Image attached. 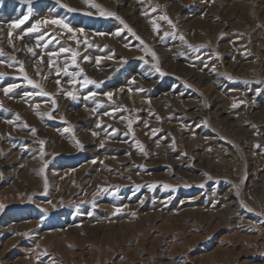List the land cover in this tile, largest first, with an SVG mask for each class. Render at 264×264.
Here are the masks:
<instances>
[{
	"label": "rangeland",
	"instance_id": "374dc122",
	"mask_svg": "<svg viewBox=\"0 0 264 264\" xmlns=\"http://www.w3.org/2000/svg\"><path fill=\"white\" fill-rule=\"evenodd\" d=\"M89 3L144 43L126 30L116 36L121 21ZM61 17L84 29L89 46L54 25L43 28L54 36L46 48L35 34L19 38L36 20ZM61 47L79 54L69 71L99 86H74L49 68L47 53ZM0 50V264H264V0H0ZM13 56L53 94L55 110L8 66ZM54 59L71 65L70 53ZM9 84L19 87L6 96Z\"/></svg>",
	"mask_w": 264,
	"mask_h": 264
},
{
	"label": "snow or ice",
	"instance_id": "6c2138e0",
	"mask_svg": "<svg viewBox=\"0 0 264 264\" xmlns=\"http://www.w3.org/2000/svg\"><path fill=\"white\" fill-rule=\"evenodd\" d=\"M23 2L27 3V4H32L33 0H23ZM85 2L88 3L89 0H85ZM62 7L64 9H66L67 12H70V13H77L79 11V9L74 8V7H70L68 4H63ZM89 7L94 9L98 13V15H100L101 17H115L117 20L121 21V24L123 25V28L118 30V31H116L114 33L116 36H120L121 32L126 30L127 32L131 33L135 37L136 40L140 41L141 44L144 43L141 40V38L136 35V33L132 30V28H130L126 23H124L123 20L119 16L116 15V13L107 11L104 8H102L101 5L96 4V3H89ZM153 11H155V9H153ZM84 14L90 16L93 13L92 12H87V13H84ZM29 19H30V15H24L22 19H18V20L13 21L12 24H11V28L19 29L21 27V25H23ZM159 19L161 21H167V23L170 24V25L172 24V21L166 15L161 16ZM152 24H153V31L159 33L160 29H159V26H158L156 20H153ZM48 25H54V26H57V27L63 29L65 33L69 34V39L75 40L78 46L81 43H83L85 46H89V40H88V37L86 35H84V29L83 28L74 29L71 26V21L66 20L65 18H62V17L61 18H49V19H43V20H36V22L33 23L30 28H27L26 31L19 38L22 39L25 36H29V35L35 34L37 46L46 48L48 46V44L54 42V36H53V39H48V36L50 34L43 31V28H45ZM173 27H174V25H173ZM78 34L80 36H83V40L78 39ZM174 34L175 33H164V37H167L169 35H174ZM95 35L103 36V35H105V33L104 32H96ZM11 37H12V33L9 32V43L10 44L12 43ZM180 38H181V40L184 39L183 36H181ZM55 42L58 43V41H55ZM204 47H206V45L193 46L191 44H188V48L189 49H195V51L197 53H199ZM27 51L29 53H31L33 56L35 55V51H34V49L32 47H28ZM68 53L71 54V65H69L68 61L66 60L65 61V67L63 69H60L58 67L54 57H60L62 55H66ZM4 55L5 54L2 52V50H0V57H3ZM47 55L49 57V59H48L49 68L50 69L55 68L58 76L62 72L64 75L70 77V79L68 81L69 84H72L74 86L78 85L80 88L87 87L88 85H97V86H99L97 81L89 79L86 75H84L82 69L79 72H76V73H73V72L69 71V67L70 66H74L76 68H79V64L77 62V57H78L79 54L75 50H73L71 48L61 47V48L58 49V51L48 52ZM151 56H152V58L154 60H157V63L154 65L155 71L157 73H159L160 75H165V73H163L161 71L160 67H159L157 54L155 52H151ZM196 58L200 59V56L197 55ZM83 59L85 61H88L89 57L85 56ZM40 60L43 61V56L40 57ZM100 60H101V57H97L96 58L97 65L100 64ZM9 61H10V63L8 64V66L9 67L18 66L19 67V71L21 73V77L20 78H22L24 81H26L28 85H31V86H33V88L37 89V91L34 93L35 95L51 99V102H52V105H53V109L55 110L56 101H55L54 98H52L53 94L45 91L43 89V87L37 81H35V80H33V79L28 77L27 73L25 72V70L23 68V63L21 61L16 60V58L14 56L13 57H9ZM3 63H5V61L3 59H0V64H3ZM212 71L213 72L216 71L215 67L212 68ZM38 74H39V71H38ZM5 75H6V73L0 72V79H2ZM79 76H83V79L82 80L77 79V77H79ZM228 78L231 79V77H228ZM132 82L134 83V80ZM56 83L59 86L60 85V80L57 79ZM99 83L102 84L103 82H99ZM17 87H19V85H17V84H9V85H7L6 87L3 88V92H4V94L6 96H11V94L14 93V90ZM60 91L63 92L68 97H71L73 100L77 99V96L75 95L74 92H69V91H66L64 89H60ZM121 91H123V89H121ZM131 91H132V89H129V92H131ZM137 91L143 92L144 89L140 88V89H137ZM97 94L98 93H96V92H89L88 95L85 97V99H94L97 96ZM32 95H33V93H26L24 99L28 100V99L31 98ZM103 95L105 97H107L109 101H112V97H113V93L112 92H104ZM232 107L236 108V107H238V105L237 104H233ZM2 108H3V104L0 103V109H2ZM34 108L37 111V115H39L41 118H44L45 114L39 112V105H34ZM116 110L117 109H114L111 114L114 115ZM109 114L110 113H105V115H109ZM46 115H48L49 118H51V114L50 113H48ZM16 118H17V120L19 119V115L18 114H16ZM157 118L159 119V117H157ZM8 123H13V121L9 120ZM132 123H133L132 120H128V128H129L130 132L132 130ZM25 127H27L26 123H25ZM98 127H99V125H98ZM30 130L33 133H36V131H37V129H35V128H31ZM64 131L65 132H70L71 128H65ZM132 134L134 135V133H132ZM93 135H96V133H93ZM155 135H156V130L153 129V136H155ZM44 143H45V141H43V140L40 141V144H41V155L42 156L45 154L44 150H43ZM75 143H76L77 147H79L81 149L84 147L80 143L79 140H76ZM100 146L103 147V144L101 143ZM136 147L144 155H147V152H145V150H144V146L139 141H136ZM93 162L95 163V161H93ZM43 171H44V169L42 168L41 172H43ZM205 175H208V174L205 173ZM208 179H211V176H208ZM47 186H48L47 185V181L45 180V189H47ZM137 187L139 188L140 186L137 185ZM147 187L151 190V189H154L156 187V185L155 184H150ZM164 187L165 188H172L173 186L165 184ZM200 187H203V184H201ZM103 191H108V189H104ZM113 194H115V193H113ZM92 204H93V206H95V200L92 201ZM5 207L6 206L4 204L0 203V212H2L5 209ZM120 211H122V209H120V208L116 209V212H120ZM249 211H251V209H249ZM42 255H47V253L46 252L42 253Z\"/></svg>",
	"mask_w": 264,
	"mask_h": 264
}]
</instances>
